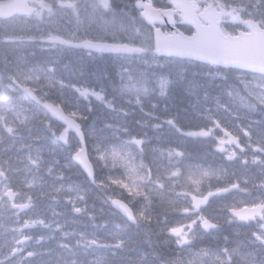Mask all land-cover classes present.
<instances>
[{
	"label": "bare ground",
	"instance_id": "1",
	"mask_svg": "<svg viewBox=\"0 0 264 264\" xmlns=\"http://www.w3.org/2000/svg\"><path fill=\"white\" fill-rule=\"evenodd\" d=\"M261 2L263 4L264 0H260V3ZM253 16L255 17L256 14ZM76 28L80 30L82 26H77ZM131 44L129 43V46H131ZM173 54L174 51L160 53L155 50L149 51L143 49L140 57L144 62L146 59H149L153 63L157 60L160 61L161 64H166L170 61V64L174 68L172 67V69H170L171 74L169 77L171 79L176 76L172 83L173 86L177 87L172 88L171 85L160 83L156 78V73L158 71L157 67L147 64L148 66L144 70H146L149 75L153 74V77L150 79L151 84L142 81L144 85L143 92L145 93L146 102L156 107L157 111L154 113L151 111L144 112L143 114H140L136 106L128 104L123 98V94L125 93V89L122 88L123 81L121 82L115 79L114 73V65H119L118 61L111 60V58L105 60L100 58L103 63L98 60H91L88 62L68 56L66 58V63L60 64L62 69L79 76L75 91H70L71 98L67 97L65 100L66 110L69 119H72L73 116L76 115L81 120H85L84 127L81 130L87 140L93 144V148L90 146L91 150L89 153L97 155L94 149L97 144L124 147L133 151L137 160L142 159L146 163L154 159L152 154H154L156 158L158 157V153L153 151L156 147L164 149L168 147H179L185 151L188 150V153L195 151L199 153V155L193 156L189 161L187 160L189 163L201 164L205 167L211 166L212 168L226 169L229 173V178H231L232 174L235 175V178L242 176L248 181V185L252 184L254 187L253 182H260L263 180H259L260 176L256 175V173L259 172V166H252L251 164L243 166L240 164L239 160L234 162L227 161L220 153L212 151L207 145L192 142L197 139L189 137H185L184 139V137L177 133L174 127L168 125V120H174V122H177L187 129H195L197 126H207L209 121L206 117L210 114L217 118L221 124L227 127H233L236 132H239L240 128H245L251 131L253 137H264V113L260 112L254 115L255 113L251 114L252 111L250 109L246 111V115L242 112L237 113L233 111L236 110L235 107L228 103L218 101V106L215 107L213 104L206 101L204 95L201 96L200 93L193 94L194 92H191V90L196 83V81L193 80H195L197 76L199 78V73L193 67L188 66L183 58ZM20 60L23 63L25 62L23 58ZM35 60L37 59L27 58L26 65L21 67V69L28 70L33 66H45V64H41L40 61L37 63ZM17 61L18 60L15 62ZM177 65L180 66V68ZM149 66L154 68V72ZM12 67H15V65H12ZM84 72L88 78L85 81L82 80ZM101 74L105 76L103 80L99 79ZM132 74L134 77H140L135 70L132 71ZM113 86L120 87L115 94L111 92ZM228 86L232 89L230 83ZM90 88L98 94L103 92L111 97L108 98L102 106L97 102H89L87 98L89 92H86L85 95H81V91H87ZM179 90H183L184 95L185 92L187 93V96H185L186 98H180L181 96L179 95L176 97V93H179ZM115 101L116 103L121 102V104L117 103L118 105L116 106ZM196 102L197 114L194 113V108L192 107ZM207 107L209 110H206ZM172 112H174L173 115L170 114ZM231 117L237 118L233 122ZM66 128L67 125L65 122L59 119H51V122L44 130L41 129L37 133H33L30 137V140H35L37 137L40 138L43 147V149L39 148L40 154L46 150L50 154L49 156L53 158L50 160L53 166L62 175L69 174L72 178H75L73 180L76 182L73 185L66 184L59 176L52 175L54 171L45 174V184L47 186H63L69 191L62 193L64 199L55 193H46L51 198L50 201L46 203L56 208V210L52 211L56 213L54 219L55 224L58 226L40 227L35 231V241H115L114 245L119 241H130L129 244L132 246L130 249L133 248L135 254H142L145 258L142 262H131V264H154L157 257L156 255L160 253L159 248L161 242L174 241L173 237L175 236L169 233L166 223L170 222L171 227L183 226L184 231H186L185 224L179 222L177 218L183 217L186 220L184 222L192 224L193 221L190 219V216L179 209L178 203L175 205L176 211L166 206L161 207L158 202L154 203L151 209L154 217L151 224L157 225L154 232L156 233L154 235V242L150 241L151 236L148 232V228L142 225H135L133 228L135 235L127 238L128 235L126 236L125 234H127L128 228L130 229L134 224H132L118 208L112 205L110 198H120L127 201L130 197H128L123 190L118 188L110 198L109 196L112 192L106 197V200L94 206L88 205L87 198L102 195L108 191V189L102 187L101 184H106V177L109 174H101L97 177L85 176V178L82 176L79 171V166L73 165L69 160L70 152L68 150L70 146L67 144L69 143L72 145L73 142H76L79 147L81 146V142L76 137H73L68 129V142L65 143V141L61 139V133L64 132ZM138 135L144 137L145 141L142 154L138 152L134 145L129 143L130 138H137L139 137ZM33 144L37 147L35 143ZM204 149H207L208 153H203ZM248 154L249 153H244V155ZM158 161L160 164H167L166 160ZM116 172L118 171L116 170ZM72 193H77L78 197H73ZM228 195L214 196L208 201L206 206H201L200 209L203 211L204 215L209 217L210 221H219L218 212L228 211L230 207H236L237 205L245 203V199H250L247 196L239 198L237 194L230 195L228 193ZM261 195L263 198L260 199L259 202L256 200L253 203L256 206L264 203V191ZM227 197H232L234 199H227ZM141 203L142 201H138L133 204L132 207L139 208ZM75 208L82 209L85 215H77L75 217V213H77ZM254 209L255 208H249L246 211L240 209L242 214H246L249 211L245 217H248L247 219H250L253 224H247V222L250 221L241 219L238 216V218L234 220L233 226L229 224L230 230L219 225L213 229V233L225 238L235 236V241H253V238H251L252 234L247 232V230H250L249 228H255L259 232L264 231V229H261V227L264 228V210H261L260 213L257 214ZM23 221V219L20 220L21 225ZM90 223H95L96 228H92L93 225L91 226ZM194 223L197 224L196 222ZM195 224L192 226V233L189 241H200L202 242L201 247H204L205 244L203 243L210 241L212 234L210 231H206L203 226L201 227V225ZM77 225L82 226L79 231L76 229ZM238 227H242L239 229L242 231L239 234H234L236 231H233L232 228L238 229ZM26 229L34 230V226ZM110 233L114 236L108 235ZM243 234L246 236H242ZM16 235L18 238H21L17 233ZM96 236H98V238H96ZM104 236H106V238ZM144 241H147L149 244H146ZM105 257L113 264L127 263L124 255L118 253L116 249L109 250ZM127 264H129V262Z\"/></svg>",
	"mask_w": 264,
	"mask_h": 264
},
{
	"label": "snow or ice",
	"instance_id": "2",
	"mask_svg": "<svg viewBox=\"0 0 264 264\" xmlns=\"http://www.w3.org/2000/svg\"><path fill=\"white\" fill-rule=\"evenodd\" d=\"M54 2L55 7L51 3H46L45 0H40L41 7L40 11L35 13L36 16L43 19L46 13L48 17H54L65 9H71L73 14L77 15V17L79 16L80 0H54ZM90 6L93 13L100 15L110 10L109 0H91ZM248 23L249 27L255 31V26L251 21ZM36 41L53 46L60 45L83 48L89 52L99 54L140 51L139 48L131 47L127 43H107L100 39L94 40L76 36L65 38L56 30H49L40 35L29 34L8 37L3 42L34 43ZM251 67L257 68L264 74V63L254 64ZM45 72L54 73L55 66L38 65L28 70L18 68L14 72L9 73L7 77L8 83L0 82V126H3V129L9 135L16 133V120L20 124L27 126L28 122L26 119H20L13 112V108L10 105L3 103V100L9 98L12 94L22 92L23 99L40 104L47 112L66 123L67 128L61 133V139L65 143L68 142V129L74 130L80 136L81 147L75 151L74 158L88 172L90 177H94L95 167L89 159L80 125L74 119H69L64 114L60 104L46 99L48 93H44L43 95L38 94L45 87V84L41 83ZM2 79L0 78V80ZM245 87L247 89V85ZM85 94L86 91H81V95ZM248 97L251 100L244 96L238 97V102L242 107L249 108L253 111L257 109V106L264 108V84L257 85L255 89H248ZM97 98L99 99V96ZM9 113L13 114L14 120L9 119ZM206 119L209 121V124L205 127L188 130L177 127V131L181 135L192 139L212 141L211 146L214 151L220 153L227 161L234 162L239 160L243 166H248L249 164L259 166V169L264 172V137H253L251 131L245 128H240L239 132H236L234 129L222 125L217 118L210 114ZM168 123L175 126L174 120L170 119ZM129 143L134 145L140 154L143 153L144 140L130 138ZM95 151L97 153L96 160L102 167L109 170V175L106 177L107 184L102 183L101 186H115L123 190L130 197L127 201L120 198H110V200L113 206L118 208L132 224L137 226L142 223L151 224L154 218L151 209L153 204L157 202L161 207L166 206L176 211L175 205L178 203V198L190 197L188 204L199 210L201 206H206L208 201L214 196L225 195L233 190L249 191V189L241 187L240 180L235 178L234 174L229 178V173L226 169L189 163L187 161L189 154L179 147H168L166 149L156 147L153 149L154 152L158 153V160L167 161L166 165L157 163V171L155 173H153L150 165L146 164L142 159L137 160L133 151L124 147L97 144ZM244 153L249 154L244 155ZM37 159H39L38 156ZM31 163L35 165L37 160H31ZM116 170L119 171L116 172ZM244 183L247 184L248 181L245 179ZM28 186H32L31 181ZM255 186L264 188V180H261ZM20 195V192L15 190L11 185L8 170L0 167V228H3L5 232H15L21 237H13L9 253L4 259H0V264H6L7 260L19 256L20 253L24 252L22 245L30 240V237L22 235L24 229L33 227L36 223H43L42 220L24 219L23 224H20V214L32 206L30 197L25 201H21L19 199ZM138 201H142L141 206L139 208H133L132 205ZM180 210L186 212L188 206L183 205ZM261 210H264V203L257 205L254 209L257 214ZM75 211L81 212L82 209L75 208ZM233 214L239 216L241 219L248 218L241 216L234 209ZM203 227L207 230L216 227V225L207 219H203ZM168 231L171 235L179 237L177 243L189 242L186 238L187 234L183 232L182 227L173 226ZM88 243L95 244L96 242L91 241ZM122 244L123 242H118L116 247H122ZM35 255L33 252L25 253L24 257L18 261V264H23L24 259H30ZM173 264H182V262L177 260L173 261Z\"/></svg>",
	"mask_w": 264,
	"mask_h": 264
},
{
	"label": "rangeland",
	"instance_id": "3",
	"mask_svg": "<svg viewBox=\"0 0 264 264\" xmlns=\"http://www.w3.org/2000/svg\"><path fill=\"white\" fill-rule=\"evenodd\" d=\"M131 0H113L112 3L110 4V10L107 12H104L103 15L93 13L91 6L84 7V3H86V0H80V11H79V16L73 14L71 9H65L62 12H59L56 16L54 17H48L47 14H44V18H32V19H25V20H12L7 23H2L0 25L1 29L8 34L11 37L14 36H20V35H29V34H35V35H40L41 33H44V30L46 27H49L51 30H56L58 32H68L69 36H76L77 33L81 34L82 37H88L89 35L100 37V38H109L110 40H115V41H120V42H128L132 43L133 45H141L145 47V50H152L153 47V33L150 31L144 23H142L140 20L132 19L126 16V11L129 9L128 4L130 5ZM243 1V0H242ZM247 14H256L261 20L257 19L260 21V23L264 24V3H260V0H244ZM53 5V3H51ZM120 6H119V5ZM123 4V8L121 5ZM77 26H82V28L79 30L76 27ZM1 30V32H2ZM130 58V57H129ZM129 58H123L124 61L122 62V66L125 67L126 69L124 70L123 74L124 75V85L123 88L127 90V92L130 93V96L134 102H138L141 98L145 99V93L143 92L144 85L142 81L151 84L150 79L153 77V74H148L143 73L141 74L139 78L133 77L132 71L136 69V67L141 66L139 69H143L142 67L146 68L149 65H152L154 67H157L158 71L156 73V78L160 83L164 82L165 76H169L170 69H172V65L169 63L166 64H161L160 61L155 60L154 63L151 62L149 59H146L144 62L143 59L136 58V59H129ZM21 61V60H20ZM136 61V62H135ZM47 65H51V63H48ZM178 66V65H177ZM151 67V66H149ZM180 68V66H178ZM174 68V67H173ZM185 68V67H184ZM192 69V68H190ZM152 71L154 72V68L152 67ZM209 70H204L203 72L197 71L199 73V78L204 79V80H216L220 81L219 78L214 77L213 74L207 73ZM152 72V73H153ZM241 75H237L233 77L234 80L238 81H243L244 83L247 84V94H243L240 89L236 88V93H231L229 99H226L227 103L231 106H234L236 110H233L237 113L241 111L243 108L241 104L238 102V97L244 96L248 97V89H255L257 85L264 84L263 80H257L255 78H249V79H244V77H240ZM176 76L173 77V80L175 79ZM196 81L193 89L191 92H194L193 94H196V90L199 87L198 81V76L195 77ZM132 83V85L130 84ZM166 85L167 82L165 81ZM219 84V83H218ZM217 84V88L218 85ZM172 88H177L173 86V83L170 84ZM74 84V88H75ZM120 87H116L115 91L112 93L115 94L116 91ZM246 88V87H245ZM258 90V89H257ZM176 91V90H175ZM207 98L206 101L208 103L213 104L215 107L218 106V101L222 97L220 94L219 96L213 95L207 89ZM111 96L107 95V93H100L99 94V99L95 100H90V102H97L101 106L104 104V102L110 98ZM190 101V100H189ZM188 101V102H189ZM222 102V101H221ZM116 103V101H115ZM120 104L119 102H117ZM116 103V106L118 105ZM236 105H234V104ZM144 105V104H142ZM191 106V104H190ZM194 109L197 108V102L192 106ZM206 110H209L208 107ZM238 117V116H237ZM237 117H231L232 121L234 122ZM171 127H178L179 129L185 128L182 125H179L177 122L175 123V126L172 124H168ZM187 130V128H186ZM184 136V135H183ZM200 143L205 144L207 146H210L212 148V141H202L199 140ZM74 148L75 150L78 149V145L76 142H74ZM93 148V147H92ZM93 150V149H92ZM154 160V159H153ZM157 162V161H156ZM158 163V162H157ZM154 161L150 162V166L152 167L153 173L157 171L156 164ZM160 164V163H158ZM98 167L101 166L100 163L97 164ZM102 171H105L104 168H101ZM108 174L109 170L107 169ZM119 171V170H117ZM237 178V177H236ZM75 179V178H74ZM237 179L240 180L241 187L245 188V183H244V178L242 176L238 177ZM32 181H35V179H31ZM33 183V182H32ZM76 183V182H75ZM239 191L233 190L229 194H234ZM75 197H78L77 193H74ZM209 220V217L202 214H190V219L193 221L192 224H185L186 231L183 232L187 234L186 238L190 239L191 233H192V226L196 222L197 224L195 225H201L203 226V221L201 222V218ZM189 219V220H190ZM213 223V221H210ZM214 224V223H213ZM214 228H209L206 231L212 232ZM248 235V234H247ZM179 238V237H178ZM251 238H253V241H255V236L251 235ZM257 241V240H256ZM207 247L209 246L207 242L203 243ZM211 246H215L216 242L210 241ZM225 245H228V241H224ZM180 247L183 249L187 250H193L196 248L195 254H194V264H235L237 259L234 255V249L230 247L224 248L225 251V256H222L221 254H216L213 251H208L207 248L201 247L202 242L200 241H189L188 243H179ZM199 249H202L200 251ZM244 257L242 256V259ZM104 264V263H103ZM251 264H255L254 262H251Z\"/></svg>",
	"mask_w": 264,
	"mask_h": 264
},
{
	"label": "water",
	"instance_id": "4",
	"mask_svg": "<svg viewBox=\"0 0 264 264\" xmlns=\"http://www.w3.org/2000/svg\"><path fill=\"white\" fill-rule=\"evenodd\" d=\"M28 1L9 0L0 2V19L11 17L17 13L30 14L32 10L28 8ZM154 14L156 15L157 12L154 11ZM197 30L198 34L194 38L183 36L176 40L163 38L164 42L158 39L157 51L160 53L174 51L173 55L180 58H193L226 68H238L261 73L251 65L264 63V31L258 30L251 34L231 37L224 36L214 28L199 27ZM165 41L171 48H167ZM78 138L81 141L80 136ZM83 170L89 176L84 168Z\"/></svg>",
	"mask_w": 264,
	"mask_h": 264
},
{
	"label": "trees",
	"instance_id": "5",
	"mask_svg": "<svg viewBox=\"0 0 264 264\" xmlns=\"http://www.w3.org/2000/svg\"><path fill=\"white\" fill-rule=\"evenodd\" d=\"M138 72H140V74H142L143 72H146V70L142 69V70H139ZM102 74H101V76L99 78L101 80H103V75ZM181 94L183 95V90L182 91L179 90V93H176V97H178V95L179 96H182ZM180 98H182V97H180ZM61 100L62 99L59 98V101H61ZM180 136L184 137V139H185V136H183V135H180ZM192 142H188V143H192ZM186 152L188 153V150H186ZM203 153H208V150L207 149H204ZM188 154H189L188 157H187V160L188 161L193 156L199 155V153L197 151H195V152H189ZM204 157H206V156H204ZM92 198L93 197H91V199ZM148 225L150 226L149 227L150 229H148V232H149V234L151 236L150 241H153L154 242V235L156 234L154 232H155V227L157 225H154V224H148ZM142 226L146 227V224L143 223ZM133 228H130V229L128 228V230H130L131 234L134 236L135 234H134V229ZM168 230H169V227H168ZM127 233H129V232H127ZM108 235L114 236L112 233H110ZM132 235L127 236V238L131 237ZM104 237L106 238V236H104ZM96 238H98V236H96ZM109 242L111 243L112 241H109ZM241 242H244V241H241ZM207 243H208L209 246L207 247L205 245V247L207 248L208 251H210L212 249V246L210 244V241H207ZM127 247H132V246L130 244H128ZM220 247L222 249L226 248V246L223 245V244H221V243H220ZM159 249H160V253L156 255L157 257L155 256L156 257V261H154V264H173V261H177V260L181 261L182 264H194V260H195L194 259L195 249L189 250L188 252L181 251L178 248L177 241H162L161 242V246H160ZM199 250L201 251V249H199ZM118 253L123 254L124 255V258L127 260V263L129 262V264H131V262H138L139 263V262H142V261L145 260V258L142 259V256H143L142 254H141L142 256H136V254L134 252H126V251H118ZM85 264H89V263L87 261H85ZM110 264H113V263H110Z\"/></svg>",
	"mask_w": 264,
	"mask_h": 264
},
{
	"label": "flooded vegetation",
	"instance_id": "6",
	"mask_svg": "<svg viewBox=\"0 0 264 264\" xmlns=\"http://www.w3.org/2000/svg\"><path fill=\"white\" fill-rule=\"evenodd\" d=\"M46 119L47 117H45L42 120V122ZM8 142H9V138L7 137L5 132L0 127V146L3 147L4 145L8 144ZM0 167L6 170L10 169V164L6 163V158L2 154H0ZM8 176H9V173H8ZM22 197L25 198V193L22 194ZM22 197L20 196L19 198L21 201H24ZM24 215H25L24 213L20 214V220L23 218ZM12 242L13 241H10V236H8L5 230L3 228H0V249H3V251H9L10 247L12 246ZM22 254H24V252L20 253L19 255H22Z\"/></svg>",
	"mask_w": 264,
	"mask_h": 264
}]
</instances>
